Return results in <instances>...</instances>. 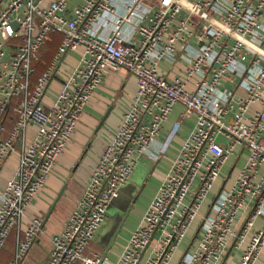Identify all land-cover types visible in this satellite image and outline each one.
I'll return each instance as SVG.
<instances>
[{
	"label": "built area",
	"instance_id": "2783aa9c",
	"mask_svg": "<svg viewBox=\"0 0 264 264\" xmlns=\"http://www.w3.org/2000/svg\"><path fill=\"white\" fill-rule=\"evenodd\" d=\"M263 16L264 0H0V167L17 154L0 188V251L13 238L8 264H21L41 229L39 217L23 223L25 208L104 72L119 70L134 78L135 92L43 264H111L85 251L136 160L160 156L156 136L174 103L193 126L115 264H169L194 221L176 264H223L242 245L234 264H255L264 250V228L251 234L256 219L264 220ZM52 34L58 43L36 73ZM77 48V61L44 107L41 97L62 57ZM175 59L184 64L183 78L158 73L160 61ZM28 124L35 132L26 143ZM242 152L232 183L218 188L203 213L222 165Z\"/></svg>",
	"mask_w": 264,
	"mask_h": 264
},
{
	"label": "crops",
	"instance_id": "0c3cea01",
	"mask_svg": "<svg viewBox=\"0 0 264 264\" xmlns=\"http://www.w3.org/2000/svg\"><path fill=\"white\" fill-rule=\"evenodd\" d=\"M49 1L39 0V4L46 6ZM81 1L69 0V4L78 5ZM262 19L264 20V16ZM58 39L59 35L52 34L51 40L45 43L40 52V60L36 66L37 73L49 59L50 54L58 43ZM79 53L80 48H77L73 51H68L62 57L56 72L47 84L41 97V103L44 107L52 102L60 88L62 78L75 64ZM157 70L158 73L168 79L174 76L184 77V64L177 59L172 63L167 60L160 61ZM193 81L194 77L190 82L185 84V88L191 89ZM134 92L135 81L131 75L124 73L122 70L104 72L89 101L83 107L70 139L50 169L44 185L38 190L33 200L24 210L23 223H26L33 217H39L42 219V225L21 264H43L46 260L51 237L64 226L68 215L82 194L90 172L95 166L104 146L110 141L120 117L127 109L129 100ZM180 112L181 106L178 103H174L161 124V128L156 136V139L163 143L158 159L151 162L149 167L143 164V161L138 166V163L135 162L128 180L121 186L127 195L130 194L132 196V201L126 204L130 206L128 213L111 245L104 254V259L108 263L115 264L117 262V258L131 232L139 225L149 201L158 188L183 139L188 135L193 126L194 118H182L180 117ZM6 126L9 128L10 124L7 122ZM34 132L35 127L32 124H28L25 129L26 143L32 139ZM139 159L142 160L143 157H139ZM244 159V152L239 156L230 155L226 159L222 165L220 176L215 181L208 197L201 206L203 213L206 212L208 199L213 198V194L218 188L230 186ZM16 165L17 154L12 152L5 158L0 167V188L3 187L5 180L13 175ZM122 197L125 198L124 195ZM111 203L120 205L121 199L116 202L114 198ZM126 205L122 213L119 210L117 211L121 217L127 208ZM106 217L104 219L106 224H101L94 232L85 255L95 253L102 257L111 236L110 232L113 227L115 229L121 218L118 220L113 218L110 221ZM197 226V221L191 223L169 264L173 260L176 262L184 252L189 242L193 239ZM263 228L264 220L258 218L255 221L251 234ZM10 239L11 242L8 241L4 250L0 253V264H8L13 249L12 237ZM242 248L243 245L239 250L230 252L223 264H234ZM255 264H264V250L259 255Z\"/></svg>",
	"mask_w": 264,
	"mask_h": 264
},
{
	"label": "rangeland",
	"instance_id": "374dc122",
	"mask_svg": "<svg viewBox=\"0 0 264 264\" xmlns=\"http://www.w3.org/2000/svg\"><path fill=\"white\" fill-rule=\"evenodd\" d=\"M17 42V39H12L11 40V43H16ZM4 127H5V130H7L8 128H7V126L6 125H4ZM143 161V164H146L148 167L150 166V164H151V162H153V160H151L150 158H148V157H143V159L142 160H140L139 158L136 160V162L138 163L137 164V166L138 165H140V163ZM126 186H127V184H126ZM122 195H124V197L125 198H121V196ZM214 195V194H213ZM121 199V203H120V205H118V204H113V203H111V201L108 203V205H107V207H106V211H105V216H107L106 218H109V220L111 221V219H119L120 217H121V215H119L118 213H117V211L119 210V211H121V213H122V211H123V209L125 208V205L130 201H132V196H130V194L129 195H127L125 192H124V188L123 187H120L119 188V190H118V192H117V197L115 198V200H116V202L118 201V200H120ZM210 202H211V199H208V201H207V206L210 204ZM127 206V205H126ZM106 224V222L105 221H103L102 222V225H105ZM101 226V225H100ZM99 226V227H100ZM113 230H114V227H113V229H112V231L110 232V234H112L113 233ZM180 257V256H179ZM179 259V258H178ZM177 259V260H178ZM177 262V261H176ZM176 262H175V260H173L172 261V263L171 264H176Z\"/></svg>",
	"mask_w": 264,
	"mask_h": 264
},
{
	"label": "water",
	"instance_id": "95a60500",
	"mask_svg": "<svg viewBox=\"0 0 264 264\" xmlns=\"http://www.w3.org/2000/svg\"><path fill=\"white\" fill-rule=\"evenodd\" d=\"M13 26H14V27L16 26V23H15V22H13ZM129 208H130V206L128 205L127 208H126V210L124 211L122 217L120 218L118 225H117V226L115 227V229L113 230V233L111 234V236H110V238H109V240H108V244H107V246H106V248H105V251H104V253H103V255H102V258H104V254L106 253V250H108V248H109V246L111 245L113 239L115 238L116 234L118 233V231H119V229H120V226H121V224L123 223V221H124V219H125V217H126V215H127V213H128Z\"/></svg>",
	"mask_w": 264,
	"mask_h": 264
},
{
	"label": "trees",
	"instance_id": "16d2710c",
	"mask_svg": "<svg viewBox=\"0 0 264 264\" xmlns=\"http://www.w3.org/2000/svg\"><path fill=\"white\" fill-rule=\"evenodd\" d=\"M50 55H51V54H50ZM36 66H37V64H36ZM36 66H35V67H36ZM41 70H42V69H41ZM41 70H40V71H41ZM35 71H36V73H37V69H36V68H35ZM40 71H39V72H40ZM11 120H12V114L9 112V110H6L5 113H4V117H3V123H4V125H6V123L8 122V123L10 124V126H11ZM10 126H9V128H10ZM9 128H8V129H9ZM8 129H7V130H8ZM7 130H6V131H7ZM11 237H12V236L8 237L6 243H8V241L11 242V239H10ZM6 243H5L4 247L6 246ZM10 244H11V243H10ZM12 244H13V238H12ZM4 247H3V249L0 251V253L4 250ZM10 257H11V256H10ZM9 260H10V259H9Z\"/></svg>",
	"mask_w": 264,
	"mask_h": 264
}]
</instances>
